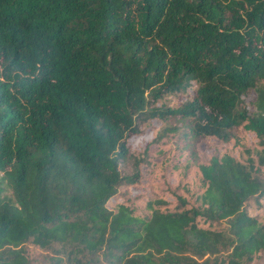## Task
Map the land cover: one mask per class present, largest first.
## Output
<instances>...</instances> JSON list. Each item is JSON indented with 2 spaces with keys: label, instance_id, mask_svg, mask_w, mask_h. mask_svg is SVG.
<instances>
[{
  "label": "trees",
  "instance_id": "1",
  "mask_svg": "<svg viewBox=\"0 0 264 264\" xmlns=\"http://www.w3.org/2000/svg\"><path fill=\"white\" fill-rule=\"evenodd\" d=\"M35 247L264 264V0H0V264Z\"/></svg>",
  "mask_w": 264,
  "mask_h": 264
},
{
  "label": "rangeland",
  "instance_id": "2",
  "mask_svg": "<svg viewBox=\"0 0 264 264\" xmlns=\"http://www.w3.org/2000/svg\"><path fill=\"white\" fill-rule=\"evenodd\" d=\"M237 132L241 136L243 141L250 140V137L247 134H244V131L242 129H238ZM178 133L171 134L167 136L166 138H164L163 142L161 143V147L164 148V151L162 152V151L152 150L151 156L160 158L164 155L165 152L170 151L172 153V152L178 151L181 147L180 139L177 138L176 136ZM231 145H232V142L220 143L217 140L213 138H209V137L200 139L197 142V148L200 150L201 154L211 149L220 150V149H224L227 146H231ZM184 155L187 156V151L184 152ZM191 171L193 170H190V168H188L186 169L185 172L183 171L179 173L177 169H171L170 164H168V166H162L158 170L156 177L154 174H151V173H148V177L159 181L160 184H164V182H166V179H170L171 177H174L175 180L172 184L175 185L176 183H179L181 179L184 181L187 180V178L189 177L188 175ZM32 252L35 255V258L37 259L38 264H49L50 259L47 257L48 253L44 249H41V247H35V248H32Z\"/></svg>",
  "mask_w": 264,
  "mask_h": 264
}]
</instances>
